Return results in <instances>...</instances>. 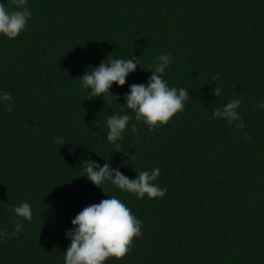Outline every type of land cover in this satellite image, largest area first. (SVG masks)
I'll list each match as a JSON object with an SVG mask.
<instances>
[{"label": "trees", "instance_id": "16d2710c", "mask_svg": "<svg viewBox=\"0 0 264 264\" xmlns=\"http://www.w3.org/2000/svg\"><path fill=\"white\" fill-rule=\"evenodd\" d=\"M26 3V29L0 36V89L12 97L10 112L0 103V229L9 234L0 240V264H63L71 219L107 195L143 223L130 251L104 264H264V109L256 107L264 100V0ZM161 53L172 55L165 79L190 99L150 131L120 104L130 84L146 83ZM133 55L141 64L110 89L117 102L87 98L80 75ZM234 97L243 129L212 117ZM125 111L129 126L116 151L105 121ZM87 158L108 159L129 178L159 168L154 183L167 192L136 199L111 184L103 192L83 176ZM24 201L32 219L11 236L12 208Z\"/></svg>", "mask_w": 264, "mask_h": 264}, {"label": "clouds", "instance_id": "9594fccd", "mask_svg": "<svg viewBox=\"0 0 264 264\" xmlns=\"http://www.w3.org/2000/svg\"><path fill=\"white\" fill-rule=\"evenodd\" d=\"M31 15L26 0H9L8 5L0 0V36L16 38L26 29ZM171 63L170 53L157 55L147 69L151 74L146 83H132L128 86L129 90L123 94L125 103L120 105L123 109L131 110L135 120L142 121L150 131L167 124L174 114L184 110L186 101L190 99L188 89L170 86L165 79V71ZM138 64H141L140 57L134 55L131 59L125 56L112 58L107 62L102 60L92 67L91 71L86 70L79 76L80 88L87 92V98L99 97L105 102L115 99L117 102L119 96L110 91L113 83L123 86L128 74L135 71ZM221 91V87L216 84L211 95L218 97ZM5 101L8 102L5 110L10 112L12 97L7 91L0 89V103ZM240 104V99L234 97L220 107L213 108V119H223L227 124L243 129ZM256 107L264 109V100H259ZM129 120L127 111L121 114L113 113L107 117L105 139L113 145V150L120 151L119 141L129 126ZM131 127L135 131V125ZM243 137L247 139V133H243ZM53 142L60 145L65 140L63 137H53ZM107 160L105 159L106 162L102 165L91 158L81 162L85 173L83 176L102 191L106 184H111L120 191L133 194L136 199L145 196L149 199H159L166 194V188L154 183L160 174L159 168L135 169L137 175L129 178L118 167H110ZM12 211L16 221L10 235L15 236L22 230L23 223L32 219V209L31 205L24 201L13 206ZM142 223L116 195H107V198L98 203L83 207L71 219L72 227L65 231V238L69 239L70 243L63 251V264H104L109 257H124L130 251L133 238L142 235ZM6 235H9L7 229H0V240Z\"/></svg>", "mask_w": 264, "mask_h": 264}]
</instances>
